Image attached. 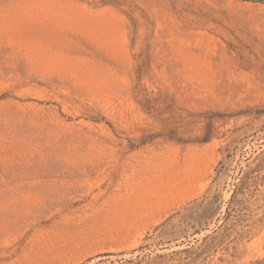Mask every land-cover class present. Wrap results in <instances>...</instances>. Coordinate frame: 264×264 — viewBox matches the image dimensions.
<instances>
[{
	"label": "rangeland",
	"instance_id": "374dc122",
	"mask_svg": "<svg viewBox=\"0 0 264 264\" xmlns=\"http://www.w3.org/2000/svg\"><path fill=\"white\" fill-rule=\"evenodd\" d=\"M0 264H264V2L0 0Z\"/></svg>",
	"mask_w": 264,
	"mask_h": 264
},
{
	"label": "trees",
	"instance_id": "16d2710c",
	"mask_svg": "<svg viewBox=\"0 0 264 264\" xmlns=\"http://www.w3.org/2000/svg\"><path fill=\"white\" fill-rule=\"evenodd\" d=\"M253 1H260V2H264V0H253Z\"/></svg>",
	"mask_w": 264,
	"mask_h": 264
}]
</instances>
